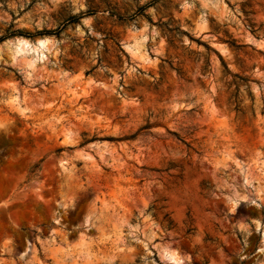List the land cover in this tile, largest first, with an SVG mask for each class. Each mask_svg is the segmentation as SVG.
Masks as SVG:
<instances>
[{"label":"rangeland","instance_id":"374dc122","mask_svg":"<svg viewBox=\"0 0 264 264\" xmlns=\"http://www.w3.org/2000/svg\"><path fill=\"white\" fill-rule=\"evenodd\" d=\"M0 264H264V0H0Z\"/></svg>","mask_w":264,"mask_h":264},{"label":"bare ground","instance_id":"6f19581e","mask_svg":"<svg viewBox=\"0 0 264 264\" xmlns=\"http://www.w3.org/2000/svg\"><path fill=\"white\" fill-rule=\"evenodd\" d=\"M44 43H45V41H40V44L41 45H44ZM19 44H21V46H27V47H29L30 46V44L28 43V42H21V43H19ZM39 45V44H38ZM19 48V47H18ZM31 48V47H30ZM26 49V48H25ZM25 49H23L22 51H24ZM29 49V48H28Z\"/></svg>","mask_w":264,"mask_h":264}]
</instances>
